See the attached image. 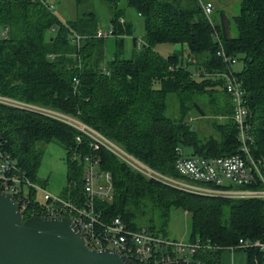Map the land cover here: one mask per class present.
Returning <instances> with one entry per match:
<instances>
[{"label":"trees","instance_id":"obj_1","mask_svg":"<svg viewBox=\"0 0 264 264\" xmlns=\"http://www.w3.org/2000/svg\"><path fill=\"white\" fill-rule=\"evenodd\" d=\"M88 1L75 4L81 7ZM102 1L113 28L111 59L106 57L107 40L95 37V13L63 23L40 0H0V96L73 118L145 166L178 178L173 169L177 147H190L192 155L202 157H229L239 149L225 81L211 75L231 68L217 56V34L227 56H242L243 70L234 75L242 83L250 114L251 155L264 164V0H240L238 14L230 20L222 12L213 15L217 33L198 0H123L122 7L121 0ZM127 9L142 19L144 30L140 46L133 39L134 49L140 50L130 58L123 57L124 37L133 33L125 19ZM162 44L185 47V56L159 55L155 47ZM173 99L179 105L177 117L168 114ZM192 111L201 118H217V137L200 139L191 131L197 129L188 120ZM0 133L6 150L32 182L42 157L37 145H59L66 166L60 196L72 204L82 199L85 157L97 159L99 168L111 174L114 189L111 202L97 201L103 221L118 217L133 230L145 227L168 237L170 212L181 209L191 215V243L223 248L240 239L264 240L263 200L210 198L165 186L104 147L94 150L87 135L39 112L0 104ZM42 214L30 191L23 219ZM222 251L199 250L192 260L218 264ZM241 252L248 264L262 263L256 251Z\"/></svg>","mask_w":264,"mask_h":264},{"label":"built area","instance_id":"obj_2","mask_svg":"<svg viewBox=\"0 0 264 264\" xmlns=\"http://www.w3.org/2000/svg\"><path fill=\"white\" fill-rule=\"evenodd\" d=\"M35 1V0H31ZM40 2L50 11L53 5ZM203 14L210 22L213 5L210 2L201 3ZM123 24L124 19H119ZM219 45L217 56L227 64H235V58L227 56L215 34ZM113 36L111 25L108 30L98 28L95 37L107 39ZM78 42L79 37L75 36ZM140 46V45H139ZM214 77L223 78L224 88L229 94L232 106V121L237 131L239 149L237 154L229 157H202L196 155L183 156L179 147L175 149L176 158L173 169L178 178L162 175L140 163L122 149L109 142L97 132L89 129L79 121L56 112L43 110L21 102L0 96V104L18 109L39 112L51 118L64 122L93 140L94 150L104 147L120 160L131 166L148 179L165 186L196 195H210L227 200H263L264 201V164L252 157L250 148L253 143L251 136L250 114L245 102V92L241 81L230 71L213 73ZM79 141V137L76 138ZM83 169L82 199L77 204L53 195L43 187L30 181L21 171L17 161L5 148V141L0 133V191L15 197L20 211L26 207L29 193L33 191L35 201L42 208V216H67L76 225L84 238L86 246L91 250L110 249L122 254L135 264H166L178 260L193 264H206L201 260H192L199 250H254L262 256L264 262V240L240 239L235 246L217 247L209 243H182L169 237L156 234L142 227L137 230L129 228L120 218L103 221L96 210L97 201L111 202L114 189L109 172L101 170L98 160L85 157ZM40 196V199L37 198ZM181 256V259H176ZM255 264H260L255 261Z\"/></svg>","mask_w":264,"mask_h":264},{"label":"rangeland","instance_id":"obj_3","mask_svg":"<svg viewBox=\"0 0 264 264\" xmlns=\"http://www.w3.org/2000/svg\"><path fill=\"white\" fill-rule=\"evenodd\" d=\"M199 2H210L213 5V12L210 17L212 27L213 20L212 16L216 13H223L230 20L233 16L238 14L240 0H198ZM47 4L53 5V14L59 21L63 23L73 22L84 13L93 12L98 18V26L101 30H108L110 26V11L108 6L102 0H89L87 3L81 7H77L75 0H46ZM123 6V0L120 1L119 7ZM125 19L130 22L133 26V33L130 37H124V51L123 57L130 58L133 51L138 52L140 49L133 47V39L138 41V44H142L144 30L142 19L130 9L125 10ZM214 32L215 27L213 28ZM3 33V28L0 27V36ZM217 33V32H216ZM232 36L235 35L233 27H231ZM106 57L111 59L114 52V38L110 36L106 39ZM185 47L180 45H157L155 51L166 57L173 53V51H178L177 53L185 56L183 51ZM243 59L242 56L236 57L235 64L231 65V72L233 74H238L243 70ZM178 103V102H177ZM176 101L171 100L169 104V116H178L179 115V105ZM217 119L212 115H207L204 118L199 117L194 111L190 112L188 120L195 123L196 128L194 130L198 134V137L202 139L203 137L207 138L209 136L217 137L213 127V121ZM191 129V131H194ZM37 149L42 152L41 164L37 170V176L35 184L41 186L47 192L60 196L63 189L66 185V166L64 162L65 151L55 143L48 144H38ZM183 156L192 155V149L187 146L179 147ZM191 194V193H190ZM196 195V194H194ZM210 198H218L210 195H199ZM37 198L40 199V196L37 195ZM222 199V198H220ZM190 226H191V215L185 213L181 209H172L170 212V217L167 225V234L169 238L177 240L182 243H189L190 239ZM181 256H177L176 259H181ZM261 264H264L262 262Z\"/></svg>","mask_w":264,"mask_h":264},{"label":"water","instance_id":"obj_4","mask_svg":"<svg viewBox=\"0 0 264 264\" xmlns=\"http://www.w3.org/2000/svg\"><path fill=\"white\" fill-rule=\"evenodd\" d=\"M0 264L135 263L115 250L89 249L67 216L32 215L24 220L15 197L0 191ZM166 264L193 263L178 260Z\"/></svg>","mask_w":264,"mask_h":264},{"label":"crops","instance_id":"obj_5","mask_svg":"<svg viewBox=\"0 0 264 264\" xmlns=\"http://www.w3.org/2000/svg\"><path fill=\"white\" fill-rule=\"evenodd\" d=\"M178 51H173L172 54H177ZM218 264H248L247 255L241 251H222Z\"/></svg>","mask_w":264,"mask_h":264}]
</instances>
